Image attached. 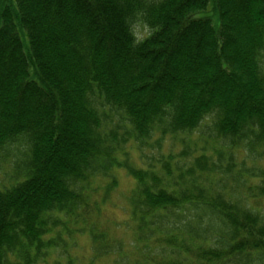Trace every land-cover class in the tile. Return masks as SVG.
Returning a JSON list of instances; mask_svg holds the SVG:
<instances>
[{
  "label": "trees",
  "instance_id": "1",
  "mask_svg": "<svg viewBox=\"0 0 264 264\" xmlns=\"http://www.w3.org/2000/svg\"><path fill=\"white\" fill-rule=\"evenodd\" d=\"M12 147L0 264H76L54 255L61 228L89 232L87 264L116 254L80 221L117 169L133 242L169 251L146 264H264V0H0V157Z\"/></svg>",
  "mask_w": 264,
  "mask_h": 264
},
{
  "label": "rangeland",
  "instance_id": "2",
  "mask_svg": "<svg viewBox=\"0 0 264 264\" xmlns=\"http://www.w3.org/2000/svg\"><path fill=\"white\" fill-rule=\"evenodd\" d=\"M203 15L201 12H196V16ZM133 29L135 32V35L137 38H142L145 36V34L148 32V29L140 22H135L133 25ZM191 137V139L188 138V140H191L190 143L192 146L194 145L193 142H197L198 145H200V139ZM179 137L175 139H167L164 140V145L162 150H160L162 153H167L169 150L175 152V150H179L181 147ZM193 138V139H192ZM208 141H206V145L211 146L214 144V141L207 138ZM213 141V142H212ZM12 150L6 149L11 154L9 156H5L4 152H2V156L0 158V175L6 174L9 171H11L12 166V159L11 157L15 156V153L18 154L16 148L12 147ZM22 152V150H21ZM132 155L133 159L135 157V151L133 149ZM150 155H156V151H149ZM135 160V159H134ZM135 165L138 164L136 161ZM117 176V186L114 187V190L109 192L107 199L103 202L100 201V204L98 205L100 210L98 212L94 211L91 212L92 214L85 215V221H80L81 225H87L92 226L94 229V232H100L104 233L106 236L105 242H107L112 248L117 246V244H120V248L116 249V254H110L105 255L102 258H99L98 261L96 259L95 264H146L145 259H148L149 256L155 257H163L166 258L169 256L168 250H164L159 245L156 247L157 250H154L151 246L150 248L146 249L144 246H139L137 243L133 242L134 237L133 235V229L132 224L129 219V216L127 214V209L129 208V199H128V193H130L131 187L134 185V181L128 174L125 173V170L123 169H117L116 170ZM1 178H4L1 176ZM106 182V178H102L99 176H96L93 178L91 182V187L98 186L99 191L98 193L93 192L94 194L90 195V199L92 201L100 200V197L102 196V192L104 191L103 184ZM83 219V218H82ZM129 221L130 223L125 225ZM131 224V225H130ZM89 232L86 231V234H80L75 235L73 237H67L65 235V231H63V228H61V235L63 236V239H65V243L63 246H60L55 249V256L59 255L60 257H63L65 254H69L70 258H76V264H87L89 263L88 259L93 250L91 251L90 248V238ZM70 235V234H68ZM73 237V239H71ZM132 241V242H131ZM135 241V240H134ZM100 243L99 241H97ZM89 247V248H88ZM152 253V254H150ZM150 254V255H149ZM148 255V256H147ZM143 256V257H142ZM65 259V258H64ZM114 259H116L114 261ZM63 260V259H62ZM114 262V263H113ZM252 264H262L253 262Z\"/></svg>",
  "mask_w": 264,
  "mask_h": 264
}]
</instances>
